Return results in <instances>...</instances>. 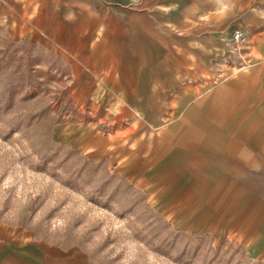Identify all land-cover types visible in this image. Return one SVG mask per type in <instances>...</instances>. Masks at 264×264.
Returning a JSON list of instances; mask_svg holds the SVG:
<instances>
[{
	"label": "crops",
	"instance_id": "obj_1",
	"mask_svg": "<svg viewBox=\"0 0 264 264\" xmlns=\"http://www.w3.org/2000/svg\"><path fill=\"white\" fill-rule=\"evenodd\" d=\"M76 2L98 23L89 121L56 134L102 151L176 230L264 264V0ZM27 237L0 222V264H88Z\"/></svg>",
	"mask_w": 264,
	"mask_h": 264
},
{
	"label": "rangeland",
	"instance_id": "obj_2",
	"mask_svg": "<svg viewBox=\"0 0 264 264\" xmlns=\"http://www.w3.org/2000/svg\"><path fill=\"white\" fill-rule=\"evenodd\" d=\"M86 13L73 0H0V222L77 248L88 264H263L176 230L102 151L56 134L89 121L87 53L98 23Z\"/></svg>",
	"mask_w": 264,
	"mask_h": 264
},
{
	"label": "built area",
	"instance_id": "obj_3",
	"mask_svg": "<svg viewBox=\"0 0 264 264\" xmlns=\"http://www.w3.org/2000/svg\"><path fill=\"white\" fill-rule=\"evenodd\" d=\"M232 40L235 42V43H239L241 40H242V34L240 32H234L232 34Z\"/></svg>",
	"mask_w": 264,
	"mask_h": 264
}]
</instances>
